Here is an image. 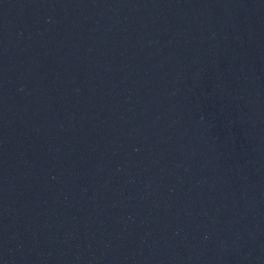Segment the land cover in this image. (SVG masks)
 <instances>
[{"label": "water", "instance_id": "95a60500", "mask_svg": "<svg viewBox=\"0 0 264 264\" xmlns=\"http://www.w3.org/2000/svg\"><path fill=\"white\" fill-rule=\"evenodd\" d=\"M0 264H264V0H0Z\"/></svg>", "mask_w": 264, "mask_h": 264}]
</instances>
